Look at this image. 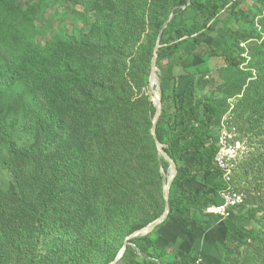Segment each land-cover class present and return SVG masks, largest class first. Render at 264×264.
Instances as JSON below:
<instances>
[{"label": "trees", "instance_id": "obj_1", "mask_svg": "<svg viewBox=\"0 0 264 264\" xmlns=\"http://www.w3.org/2000/svg\"><path fill=\"white\" fill-rule=\"evenodd\" d=\"M242 1L165 0L166 10L171 5L176 16L194 10L217 22L224 12L230 11L246 22L247 16L240 10ZM160 13L156 18L158 36H178L173 45L160 50L158 60L160 79L168 87L161 90L162 114L155 134L178 169L170 192V211L160 226L179 213L189 224L196 223L203 228L200 216L210 205L225 203L221 191L227 185L223 170L216 164L218 145L213 127L217 108L211 98L196 101L195 78L197 74L211 72L210 61L215 59H221L228 67H238L243 34L223 26L225 42L212 48L199 37L189 35L186 26L167 28L168 18ZM27 20V10L16 1L0 0V262L18 257L23 264H35L38 259L66 264L69 262L60 256L72 245L77 255L73 264H110L124 246L125 238L140 228L133 225L135 193L129 192L122 200L120 220L124 221L120 224L124 225L120 226L119 235L111 229L103 248L88 252L89 258L95 261L85 259L86 249L96 247L98 242L94 225L97 212L93 208L89 213L90 207L81 201L75 202L73 197L74 193L86 195L87 187L81 178L73 183L72 191H65L71 196L67 217L73 219L65 231L57 227L56 219L44 218V215H52L56 209L59 184L76 178V169L85 164L86 149L100 127L98 112L109 104L106 96L117 93V86L110 84V72L126 56L119 46L120 23L108 15L104 26L96 25L89 34L40 45L34 40L35 28ZM206 29L211 32L212 25ZM188 45L193 48L186 52ZM189 56L202 64L184 68L182 62ZM181 77H190V80L179 92L177 84ZM151 113L152 116L157 113L153 106ZM20 129L30 141L21 143ZM63 129L76 135L65 139ZM69 140L74 145L64 151ZM160 165L166 171L170 168V162L163 157ZM160 215L156 213L152 221ZM23 216L28 218L27 223L18 226L15 219ZM88 220L91 226L86 229ZM257 236L255 229L231 231L225 242V263L239 264L240 248ZM119 238L122 242L117 246ZM161 238L157 226L129 239L117 264H198L200 258L204 259L202 264H211L195 248L181 254L177 243L170 242L172 250L159 249ZM49 242L54 243L53 249L42 252ZM29 246L31 250H27Z\"/></svg>", "mask_w": 264, "mask_h": 264}, {"label": "rangeland", "instance_id": "obj_2", "mask_svg": "<svg viewBox=\"0 0 264 264\" xmlns=\"http://www.w3.org/2000/svg\"><path fill=\"white\" fill-rule=\"evenodd\" d=\"M14 1L27 10V21L37 33L34 40L40 45H47L56 39L71 40L73 36L89 34L96 25L103 27L104 18L108 15L120 23L117 32L121 38L119 46L125 50L126 56L122 58V64L110 72V84L117 86V93L106 96L105 100L109 104L102 106L98 112L100 127L86 149L85 164L76 169V178L59 184L56 209L52 215H44V218L56 219L57 227L64 232L70 220L73 221L67 217L66 209L71 196L66 195L65 191H72L77 179L81 178L85 182L86 195L74 193L73 197L75 202L81 201L84 206L87 204L89 213L95 208L98 216L94 224L98 242L96 247L86 249L85 260H94L89 258L88 252L103 248L111 229L119 235L120 226L124 225L120 224V221H124L120 220L122 200L129 192L135 193L132 218L133 225L139 226V230L153 223L155 220L152 221V218L156 213H161V217L166 210L165 188L172 168L166 171L160 165V159L165 158L162 149H165H160L153 138L152 126L156 115L152 116L151 107L157 109L155 96L160 97L162 88L168 87L160 79L159 52L173 45L178 36H158V14L162 12V16L168 18L167 28L172 30L186 26L189 35L199 37L212 48L224 44L223 26L242 32L239 66L228 67L221 59L212 60V71L197 74L195 83L196 101L200 103L211 98L217 108L214 127L218 128L225 120L234 123L238 139L246 147L244 159L238 165L235 184V191L243 194L244 203L232 210L228 218L211 210L214 205H210L200 216L203 217V228H199L196 223L189 224L179 213H175L164 225H158V231L164 233L163 239L158 240V247L164 251L172 250L169 243L170 239L175 238V243L182 249L183 244L189 241L192 248L200 250L209 263L226 264L225 242L228 234L238 228L255 229L258 236L250 238L240 248L239 264H264V1L243 0L240 3V10L247 16L246 22L230 11L224 12L221 21L217 22L209 21L194 10L176 16L171 5L166 10L165 0ZM210 25L211 32L206 29ZM192 48V45H188L186 52ZM116 58L120 60L118 56ZM156 58V81L153 83L152 68ZM200 64L201 61L191 56L182 62L184 68H196ZM189 80L190 77L179 79V92L185 89ZM61 133L65 139H72L76 135H72L68 129H63ZM19 135L21 143L30 141L22 129ZM73 145L74 142L69 140L64 151ZM4 178L9 179L7 174ZM27 220L23 216L15 219V222L20 226ZM168 224L170 227L162 230ZM90 226L91 221H86L84 228ZM120 242L122 238L118 239L116 245ZM46 245L41 249L42 252L53 249L54 243ZM31 249L32 246H29L27 250ZM65 251L60 257L66 258L69 262L66 264L77 261L72 245H68ZM0 264H23V260L17 257L10 262L1 261ZM35 264L55 262L52 259H38Z\"/></svg>", "mask_w": 264, "mask_h": 264}, {"label": "built area", "instance_id": "obj_3", "mask_svg": "<svg viewBox=\"0 0 264 264\" xmlns=\"http://www.w3.org/2000/svg\"><path fill=\"white\" fill-rule=\"evenodd\" d=\"M213 135L217 138L218 153L216 155V164L224 172V179L227 188L221 191L225 198L222 205H214L211 210L219 213L224 218L231 216L232 210L244 203L243 194L235 191L237 169L239 163L244 159L246 147L238 139L237 128L234 123L225 120L218 128L213 127ZM203 258H200L198 264H202Z\"/></svg>", "mask_w": 264, "mask_h": 264}, {"label": "water", "instance_id": "obj_4", "mask_svg": "<svg viewBox=\"0 0 264 264\" xmlns=\"http://www.w3.org/2000/svg\"><path fill=\"white\" fill-rule=\"evenodd\" d=\"M157 60H158V58L155 59L154 64H153V68H152L153 83H155V72H156V69H157ZM155 102L158 104V106H157V113H156V116H155V119H154V126H153V129H152V133H153V136L155 138V141L159 145V148L162 149L163 145H161L158 142V140L156 139V134H155V132H156V124H157V122L159 120V117L162 114L161 96L157 97V95H156ZM162 153L165 156L166 160H168L170 162V167L172 168L171 177L169 178L168 184H167V186L165 188V195H166V210H165V213H164L163 216H161L158 219H156L153 223L147 225L145 228H143L141 230H138V231L134 232L132 235H130L129 238L125 241L124 246L120 250L117 258L115 259V261L110 263V264H117L120 261V258L123 256V254H124V252H125V250L127 248V245L129 244V239H131V238H133L135 236H138V235L146 234V233L154 230L160 223H162L167 218V216L169 214V211H170L171 186H172V184L174 182V179H175V177H176V175L178 173V169H177V165L170 159L168 154L163 149H162Z\"/></svg>", "mask_w": 264, "mask_h": 264}, {"label": "crops", "instance_id": "obj_5", "mask_svg": "<svg viewBox=\"0 0 264 264\" xmlns=\"http://www.w3.org/2000/svg\"><path fill=\"white\" fill-rule=\"evenodd\" d=\"M169 227H170V224H168L167 226L163 227L162 230H167ZM161 234H162V236L164 235L163 231L161 232ZM162 239H163V238H162ZM170 241H171V242H174V243L176 242V241H175V238L170 239ZM191 249H192V246L190 245V242H189V241H186V242L183 244V247H182L180 253L183 254L184 252H189V251H191Z\"/></svg>", "mask_w": 264, "mask_h": 264}, {"label": "bare ground", "instance_id": "obj_6", "mask_svg": "<svg viewBox=\"0 0 264 264\" xmlns=\"http://www.w3.org/2000/svg\"><path fill=\"white\" fill-rule=\"evenodd\" d=\"M156 81V80H155ZM153 82V81H152ZM158 97V96H157ZM155 98H156V96H155Z\"/></svg>", "mask_w": 264, "mask_h": 264}]
</instances>
